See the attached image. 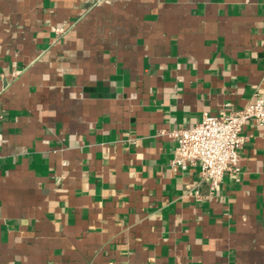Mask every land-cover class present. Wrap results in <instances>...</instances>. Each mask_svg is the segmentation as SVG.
<instances>
[{
	"label": "crops",
	"instance_id": "1",
	"mask_svg": "<svg viewBox=\"0 0 264 264\" xmlns=\"http://www.w3.org/2000/svg\"><path fill=\"white\" fill-rule=\"evenodd\" d=\"M259 96L264 0H0V264H264V126L211 193L169 165Z\"/></svg>",
	"mask_w": 264,
	"mask_h": 264
},
{
	"label": "built area",
	"instance_id": "2",
	"mask_svg": "<svg viewBox=\"0 0 264 264\" xmlns=\"http://www.w3.org/2000/svg\"><path fill=\"white\" fill-rule=\"evenodd\" d=\"M60 31L61 29H54ZM264 126V98L259 96L239 110L221 109L217 114L203 113L201 120L188 128L169 131L176 141L169 165L174 172L185 171L189 166L199 167L200 181L206 183L211 193L226 173L237 180L240 149L245 138L241 134L247 122ZM196 199H202L197 187Z\"/></svg>",
	"mask_w": 264,
	"mask_h": 264
}]
</instances>
